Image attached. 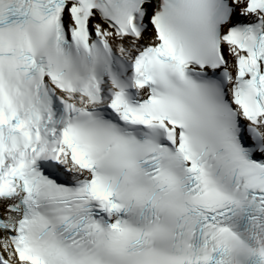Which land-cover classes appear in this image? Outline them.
I'll list each match as a JSON object with an SVG mask.
<instances>
[{"label": "snow or ice", "instance_id": "obj_1", "mask_svg": "<svg viewBox=\"0 0 264 264\" xmlns=\"http://www.w3.org/2000/svg\"><path fill=\"white\" fill-rule=\"evenodd\" d=\"M0 264H264V0H0Z\"/></svg>", "mask_w": 264, "mask_h": 264}]
</instances>
